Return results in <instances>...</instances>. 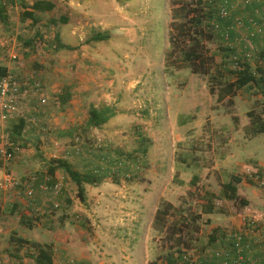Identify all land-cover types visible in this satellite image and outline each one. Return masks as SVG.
Segmentation results:
<instances>
[{"label":"rangeland","instance_id":"374dc122","mask_svg":"<svg viewBox=\"0 0 264 264\" xmlns=\"http://www.w3.org/2000/svg\"><path fill=\"white\" fill-rule=\"evenodd\" d=\"M33 1L4 0L7 19H0V61L27 89L4 127L13 157L0 158V177L3 171L22 182L32 177L34 189L27 197L23 185L0 188V264H34L35 249L16 237L49 244L55 264H166L165 233L152 226L161 202L175 207L168 222L200 216L184 229V256L194 264L217 263L209 254L230 249L232 222L250 216L243 213L250 208L219 197L233 173L224 156L264 165V132L247 129L249 111L264 118V85L244 86L223 100L219 89L244 62L256 76L257 67L264 69V34L250 38L246 28L226 20L213 25L215 37L206 43L214 56L211 93L208 75L164 71L170 0H50L52 10L23 18ZM254 2L231 0L232 13L255 16L264 26ZM220 4L216 0V9ZM60 16L67 22L51 23ZM96 32L109 38L93 40ZM55 34L73 49L56 50ZM91 105H111L116 113L102 127H89ZM19 119L26 120L25 131L13 140L8 130ZM223 142L247 145L223 148ZM59 158L98 179L82 182L83 200L62 169L49 172ZM255 171L264 176V166ZM259 184L247 177L237 192L261 220Z\"/></svg>","mask_w":264,"mask_h":264},{"label":"trees","instance_id":"16d2710c","mask_svg":"<svg viewBox=\"0 0 264 264\" xmlns=\"http://www.w3.org/2000/svg\"><path fill=\"white\" fill-rule=\"evenodd\" d=\"M215 2L216 0H170V21L167 31L168 48L164 52L165 73H172L173 70L188 68L193 74L208 75L209 91L211 93L213 91L212 79L215 78V75L211 72L214 65V56L209 48H207L206 43L212 41L215 37L213 25L219 23L220 26H223L225 22L223 21L224 19L220 18L218 15ZM54 6V3L50 0H34L31 4H26L24 6L21 15L25 19L34 20L37 12L50 11ZM0 19H2V21L7 19L4 0H0ZM50 21L51 23H56L57 21L66 23L67 17L60 16L59 19L51 18ZM108 38V33L103 34L96 32L92 35V39L96 41L106 40ZM54 39V48L56 50L73 49L72 46L61 42L58 38V34L54 35ZM256 69H259L258 76L251 70L248 63L244 62L240 64L238 70L235 71L234 80L220 87V99L223 100L226 96L232 98L237 89L250 84L262 87L264 85V69L258 67ZM8 73H10L8 67L4 64H0V78ZM262 111H264V104L262 105ZM115 113L116 110L114 106L103 105L97 108L91 105L88 110L86 124L94 128L102 127V125L110 117L114 116ZM248 115L250 118V125L247 129H249L248 131L251 135L264 132V118L261 115L253 114L251 111L248 112ZM23 124V119H19L18 123L13 124L12 128L8 130L11 132L10 134L13 136V140H15V136L21 135ZM51 163L52 166L49 167V172L53 173L56 168L62 169L77 184L79 198L81 200H83L82 193L84 189L82 182H98V179L93 178L91 174L82 176L63 159H53ZM240 182L241 177L239 175H230L229 180L221 185L219 197L231 200L242 207L246 206L248 200L241 197L237 192V185ZM174 209V205L170 202H161L153 215V229L159 232L164 231L165 233L167 243V252L165 253L166 264H193L184 258L186 245L189 244V240L184 236V229L190 221L195 222L200 216L193 217L191 218L192 220L188 219L187 216H180L181 218L168 222L167 216L170 211ZM211 209L212 206H209L208 211H211ZM1 214L2 210L0 208V217ZM15 239V242L19 245L27 244L35 249L36 252L30 256L33 258L34 264H54L49 244L27 240L22 237H16Z\"/></svg>","mask_w":264,"mask_h":264},{"label":"built area","instance_id":"2783aa9c","mask_svg":"<svg viewBox=\"0 0 264 264\" xmlns=\"http://www.w3.org/2000/svg\"><path fill=\"white\" fill-rule=\"evenodd\" d=\"M221 4L218 8V15L224 20L230 21L234 26L239 28H246L247 35L252 38L254 36L264 34V26L258 22L255 16L247 15L234 16L232 13L231 0H220ZM245 4H249L252 1L258 3L259 8L264 12V0H242ZM254 2V3H255ZM225 37L228 34V28L225 30ZM27 89L22 83L16 79L15 76L8 73L0 78V158L9 162L13 157V151L6 149L4 140V127L10 118L16 115L20 110V100ZM39 101L45 102L44 96L39 95ZM248 177L260 183V186H264V176L255 174L256 171L249 170ZM32 177L26 181H21L16 178L11 172L3 171L0 177V188L8 189L9 187L23 185L24 192L27 197H31L34 193V189L31 186ZM41 186V185H40ZM242 225L234 230L229 231V237L231 240L230 249H216L209 254L211 258L217 260L215 264H245V252L249 248L247 241L248 235L256 228H258V220L254 216H240ZM187 260L194 264L195 259L184 256ZM202 261L207 260L206 256H202Z\"/></svg>","mask_w":264,"mask_h":264},{"label":"crops","instance_id":"0c3cea01","mask_svg":"<svg viewBox=\"0 0 264 264\" xmlns=\"http://www.w3.org/2000/svg\"><path fill=\"white\" fill-rule=\"evenodd\" d=\"M0 64H2L1 61H0ZM4 65H6L9 68V66L6 63H4ZM237 96L242 98V95L239 94V93L237 94ZM232 114H234V113H232ZM10 120H8L6 125H8L10 123ZM23 121H24V124H23V128H22V132L25 131V126H26V120L23 119ZM245 124L248 125L249 123L246 122ZM103 129L105 130L107 128H103ZM235 131H238V129H236ZM244 139L247 140V138H244ZM249 139H251V138H249ZM229 144H231L234 148L236 147V145H240V144H243V146L246 147L247 142H223L222 146L224 148V147H226ZM225 152H227V151H225ZM236 157L241 158V156H235L234 154H231V155H228L226 157L224 156V160L223 161H224V163H226V162H231L232 163L231 167H232L233 173H230V174H237L238 173L237 175H240V177L243 176L241 178V182H243V180L245 181V179L247 180V177H248V173L247 172L249 170L255 171V170H262L263 169L264 165L260 164L259 162H253V163H247L246 164V162L244 163L240 159L238 160ZM80 161L84 164V162L81 159H80ZM252 164H254V165H252ZM60 196L66 197L64 192H62L60 194ZM245 208H250V209L244 210L243 213H249L250 216H254L255 218H257L258 225H259L258 228L254 229L248 235L247 241L249 243V248L245 252V256H246V259H247L246 263L247 264H259V261L261 260V257L262 256L264 257V254H263L264 253V243H263L264 242V216L263 217L261 216V220H259L260 217H258L255 214H252V213L250 214L249 211L256 212L257 209L253 208V206L249 205V203L245 206ZM232 223H233V227H234L233 229H237V228H239L242 225V222H241L240 218H239V220H234ZM219 241H222V239L219 240ZM23 260L25 261V259H23ZM53 263L55 264L54 258H53Z\"/></svg>","mask_w":264,"mask_h":264}]
</instances>
